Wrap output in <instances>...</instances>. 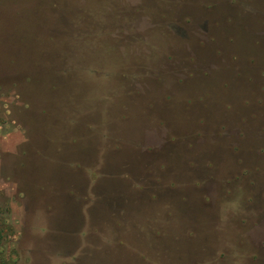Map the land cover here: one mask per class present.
Instances as JSON below:
<instances>
[{
  "label": "rangeland",
  "instance_id": "rangeland-1",
  "mask_svg": "<svg viewBox=\"0 0 264 264\" xmlns=\"http://www.w3.org/2000/svg\"><path fill=\"white\" fill-rule=\"evenodd\" d=\"M56 1L0 0L6 264H264V0Z\"/></svg>",
  "mask_w": 264,
  "mask_h": 264
},
{
  "label": "trees",
  "instance_id": "trees-1",
  "mask_svg": "<svg viewBox=\"0 0 264 264\" xmlns=\"http://www.w3.org/2000/svg\"><path fill=\"white\" fill-rule=\"evenodd\" d=\"M52 2H53V5H54V10H57V11H59V12H62L63 10L61 9V8H59V7H57V4H58V2L56 1V0H52ZM66 10H67V8H66ZM59 12H57L56 14H57V16H59ZM180 35H182V34H180ZM181 37V36H180ZM12 64V66L13 67H15V68H17L16 66H15V64L13 63V60H11L10 61ZM18 69V68H17ZM36 70H40L37 66H36V69L34 70H27V72H26V70H24L25 71V73H26V75H25V78H26V80H28L27 82H28V85L30 86V87H33L32 88V90H35V88H39L40 86H41V83H40V81H41V79H40V77H39V74H38V71H36ZM85 71L86 72H82V75L84 74L85 76H88V74L89 73H91L92 74V71L91 70H89V69H85ZM23 72V71H22ZM89 72V73H88ZM20 73V72H19ZM81 73V72H80ZM46 75V74H45ZM50 75V74H49ZM93 75H97L98 76V74L95 72ZM123 75V74H122ZM48 76V75H47ZM59 76H61V72H60V74H59ZM101 75H99V77H100ZM48 80V79H47ZM31 92V91H30ZM29 99V101H30V104L31 103H33V101H34V99L33 98H28ZM43 102H44V100H43ZM42 102V103H43ZM81 103L80 104H77V103H74V115L76 116V117H74V119L76 118V120L77 121H75V123H74V128H75V131L77 132V133H79V134H77V138H74V144L75 143H77V145H80V146H82L81 148H84L87 144H88V140H90V137H94L95 136V134L96 133H98L97 131H96V129L95 128H93L94 127V125H92V124H90L89 122H78L79 120V115H81L85 110H86V107L88 108L89 106H92V103H88V104H86V102H88V100H81L80 101ZM50 103V102H49ZM42 105H44V104H42ZM46 106V108H44L43 109V112L44 113H47L48 111H49V109H50V107L49 106H47V105H44V107ZM51 106V105H50ZM99 111V110H98ZM89 115H92L91 113L89 114ZM92 117V116H91ZM90 117V118H91ZM91 119H93V118H91ZM82 139V141H80V144H78V141L77 140H79V139ZM117 146H119V145H117ZM115 149L116 150H118L117 149V147H115ZM108 156H110L111 158H112V154L111 153H109L108 154ZM74 159H75V156H74ZM108 163H110L109 161H108ZM109 165V164H108ZM78 166V165H77ZM112 175H110V176H108L109 178H111L112 179V177H111ZM100 178H102L101 176H99ZM119 177L120 178H122V176H120L119 175ZM120 178H117V179H120ZM107 179V177L105 178V180ZM114 179V178H113ZM87 192V191H86ZM60 218H61V216H60ZM1 229H0V241H1V237H2V234H1ZM117 240L118 241H120V238H117ZM196 251V250H195ZM188 254H191L192 255V251L191 252H189ZM7 263V260L4 258V256H2V253H0V264H6Z\"/></svg>",
  "mask_w": 264,
  "mask_h": 264
}]
</instances>
